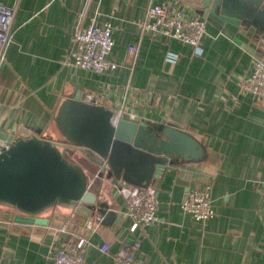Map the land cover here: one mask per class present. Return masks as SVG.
<instances>
[{"label": "crops", "instance_id": "0c3cea01", "mask_svg": "<svg viewBox=\"0 0 264 264\" xmlns=\"http://www.w3.org/2000/svg\"><path fill=\"white\" fill-rule=\"evenodd\" d=\"M185 0H0L15 8L11 41L0 66V133L17 127L57 139L55 116L75 92L141 119L174 123L198 138L203 160L169 167L155 182L158 222L129 231L124 199L109 184L93 189L111 216H85L66 233L0 216V264H53L70 236L86 237L84 264H113L123 244L140 241L148 264H264V105L241 89L253 57L207 23L198 46L142 28L149 5ZM201 18V17H200ZM112 27L109 59L117 69L94 73L70 60L77 29ZM82 163L83 158L76 157ZM89 176L96 170L89 165ZM210 187L213 216L196 221L181 209L188 190ZM47 216V215H46ZM106 244L108 251L100 247Z\"/></svg>", "mask_w": 264, "mask_h": 264}, {"label": "water", "instance_id": "95a60500", "mask_svg": "<svg viewBox=\"0 0 264 264\" xmlns=\"http://www.w3.org/2000/svg\"><path fill=\"white\" fill-rule=\"evenodd\" d=\"M185 1L234 44L264 61V0ZM54 121L57 139L24 127L0 133L5 142L0 143V216L14 223L47 226L65 218L61 209L73 208L85 222L96 212L108 219L111 213L99 191L88 188L89 165L100 168L98 181L107 186L155 188L169 167L189 168L205 153L198 138L174 123L118 113L84 101L80 92L61 103Z\"/></svg>", "mask_w": 264, "mask_h": 264}, {"label": "built area", "instance_id": "2783aa9c", "mask_svg": "<svg viewBox=\"0 0 264 264\" xmlns=\"http://www.w3.org/2000/svg\"><path fill=\"white\" fill-rule=\"evenodd\" d=\"M14 17L15 8L0 5V66L11 41ZM206 25L205 19L191 16L184 7L161 4L147 7L142 28L196 48L201 37L206 33ZM113 45L112 27L109 24L98 27L92 20L89 26L78 28L73 36L70 51L72 65L98 74L113 71L118 67L109 59ZM241 89L254 95L264 105L263 60L253 57L251 76L248 81L241 84ZM84 101L93 103L90 96H86ZM0 143L5 144L3 141ZM100 178L101 170L96 168L90 176L88 188L91 189ZM111 186L127 204L128 214L125 215L131 219L129 226L131 233H142L145 225L158 222L156 188L151 186L140 188L125 183ZM181 209L196 221H207L212 218L210 187L205 185L202 188L188 190L181 203ZM70 213L65 221L53 227L55 231L61 233L68 231L71 221L78 216L76 208L71 209ZM85 226L88 231L92 230L91 221L88 220ZM88 242L86 237L70 236L55 254L53 264H84ZM139 249V240L132 244L121 245L114 256L113 264H148L138 255ZM100 251L107 252L108 246L102 245Z\"/></svg>", "mask_w": 264, "mask_h": 264}, {"label": "rangeland", "instance_id": "374dc122", "mask_svg": "<svg viewBox=\"0 0 264 264\" xmlns=\"http://www.w3.org/2000/svg\"><path fill=\"white\" fill-rule=\"evenodd\" d=\"M58 137H59V135H58Z\"/></svg>", "mask_w": 264, "mask_h": 264}]
</instances>
